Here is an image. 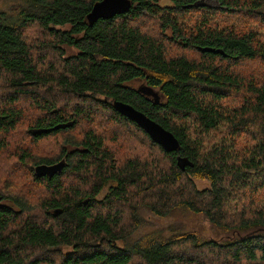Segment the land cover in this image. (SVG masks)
Wrapping results in <instances>:
<instances>
[{"label":"trees","instance_id":"obj_1","mask_svg":"<svg viewBox=\"0 0 264 264\" xmlns=\"http://www.w3.org/2000/svg\"><path fill=\"white\" fill-rule=\"evenodd\" d=\"M99 1L26 0L17 23L0 11V157L24 118L32 143L62 137L53 156L18 150V162L49 197L35 206L20 193L0 192V264H264V232L259 233L264 231V83L240 74L242 66L264 63V39L254 30L214 28L208 21L211 12L263 13L264 0H217L213 9L201 0H169L171 6L131 0L127 14L90 26L87 17ZM193 10L205 12L203 22L184 28L179 15ZM30 29L44 32L36 37L40 40H29ZM168 41L182 53L172 55ZM137 82L143 86H134ZM236 92L249 97L240 108L229 109L223 103ZM21 102L38 114L30 118ZM116 102L132 105L173 133L179 149L165 151L117 112ZM94 106L110 114L112 132L139 131L167 164L152 159L117 164L109 145L117 132L106 138L84 127L77 139L75 131L95 121ZM68 123L72 126L61 128ZM221 131L228 136L216 141ZM239 136L254 140L241 157L233 153ZM63 160L61 174H35L37 166ZM186 162L191 165L183 170ZM195 180L209 181L210 188L197 189ZM242 188L247 189L241 193ZM239 200H249L248 209L229 215V206ZM141 203L172 220L202 214L214 228L233 232V239L219 244L174 225L168 235L135 237Z\"/></svg>","mask_w":264,"mask_h":264},{"label":"rangeland","instance_id":"obj_2","mask_svg":"<svg viewBox=\"0 0 264 264\" xmlns=\"http://www.w3.org/2000/svg\"><path fill=\"white\" fill-rule=\"evenodd\" d=\"M25 1L26 0H0V11L8 13L9 20H11L13 23H17L19 21L18 10ZM201 2L203 3V5H207L212 9L213 7L216 8L219 6V2H217V0H201ZM161 4L169 6L172 5L171 1L169 0H162ZM257 13H260V15L256 16ZM204 15L206 14L203 10H193L191 12L179 15V21L180 23H182L181 25H183L184 28L189 26L194 29L199 27V25L203 22ZM206 17L208 18V16ZM209 17L210 18L208 19V21L210 25H212V27L214 28H224L226 27V25H229L238 32L254 30L258 32L264 39V12L262 13L260 11H257L254 14L246 12H234L233 14L211 12L209 13ZM183 21L185 22V24H183ZM151 26L154 27L155 25L151 24ZM68 28L69 26L61 27V29ZM42 32L40 30L30 29L28 31L29 35H27L26 33L25 35L29 37V40L31 42H36L40 40L36 37L41 35ZM164 35L165 37L170 39L171 31L166 29ZM168 45L170 46L172 55H178L183 51L180 46L175 45L174 47H172L169 41ZM53 61L57 63L60 62L56 60ZM242 67L244 69L243 72H241L240 74L249 78H254V82L264 83V63H262L261 61H256ZM134 86L138 88L143 85H141L140 82H137L134 83ZM247 95L248 94L245 92H236L232 94V96H230V98L226 100L223 105H227L229 109L240 108L242 106L241 103L243 102L244 97H247ZM52 96L58 98L57 94ZM0 98L2 99V96H0ZM59 100L62 99L60 98ZM21 107L22 109H26L27 115L30 118L35 117L38 114V112L34 110L33 105H28L27 102H21ZM94 108L97 109L95 121L92 124H84L79 127L74 133L77 139L82 138L81 130L84 129V127L92 128L95 132L101 133L103 137L106 138H108V136L113 138L115 136V132H117V140H115V142H109V145L113 149H115V158L117 159V164H123L126 162V160L129 159H138L145 163H151L152 160H156L155 162H157L158 164H167L166 157L163 155V153H157V149L153 147V145H151L149 141H145L139 131L135 130L131 131L130 133L124 134V131L121 130L122 134L120 135L118 134V131L112 132L111 129L113 128L114 124L112 123V121L109 120L110 114L102 112L99 108H96L95 106ZM25 120L26 119L24 118L15 133L9 135V146L4 152V155L0 157V192L2 194L20 193L21 195L29 198L35 206H39L44 199H47L49 197V192L45 189L43 185L37 184L33 181L34 179L31 172L27 170L26 167L20 165V163L18 162V157L16 155H18V150L20 148L28 149L29 151L31 150L34 156H53L59 154L61 149L60 142L62 141V137L53 138L49 141H44L40 144H34L32 143V141L29 140V137L27 136L26 132L27 127L29 126V121ZM226 136H228L227 132L221 131L216 136L215 140L222 141L224 140V138H226ZM126 137H129L130 140H126ZM236 143H238L236 144V146L232 145L234 148L233 153L241 157L247 154V151L249 147L254 143V140L249 136H247L246 138L239 136L236 137ZM124 147L127 148H125L124 150ZM204 151L205 153H207L210 151V149L204 147ZM152 152H154V155H152ZM195 184L197 189L199 190L210 188V182L206 180H195ZM246 189L247 188H242L241 193L244 192ZM106 193L107 188L103 190L100 197H104ZM246 193L249 194V190H247ZM148 200L149 199H145V201ZM141 205L142 203L137 206V215L138 218L141 220V227L139 231L135 234V237H141L148 233H154L159 231L163 232L164 235H168V227L174 225L176 226V228L181 229V232L195 231L198 236L203 237L207 240H213L219 244H225L227 240L231 241L233 239V232H225L223 230H218L214 228L212 224L202 214L196 215L192 213L189 217L181 218L180 220H172L170 219L171 217L161 218L151 213L147 208L141 207ZM249 205V200H239V203L229 206V215L230 213L233 215H237L239 211L243 212L245 209H248ZM35 215L37 217L44 218L43 213L37 212ZM232 217L239 218L241 217V215ZM256 229L258 228L246 230L243 231V233H251L254 232ZM262 232L264 231H261L259 233ZM248 235H255V233ZM118 245L123 247L122 242L118 243ZM64 250H69V248H65ZM49 252H51L49 256H52L55 258V260L57 259L56 261H59V255H56V252H53V250H49ZM189 254V256H198L199 258H201L200 255H196L197 253ZM39 255L40 254H38L37 256ZM41 255H43V253H41ZM208 255V253H205V258L209 259L212 263L217 262V258L213 257L212 253L210 256ZM202 256H204V254Z\"/></svg>","mask_w":264,"mask_h":264},{"label":"water","instance_id":"obj_3","mask_svg":"<svg viewBox=\"0 0 264 264\" xmlns=\"http://www.w3.org/2000/svg\"><path fill=\"white\" fill-rule=\"evenodd\" d=\"M192 6H197V4ZM131 8V0H101L94 4L87 18L90 26H93L99 20H109L116 16L127 14ZM203 51L212 50L204 49ZM114 108L117 112L135 122L146 131L151 139L158 145L162 146L165 151L173 152L179 149V141L173 133L163 128L154 120L148 118L143 112L137 110L132 105L123 102H116ZM70 126H72V124L68 123L65 126H61V128L64 129ZM186 164L191 165L189 162H186L182 165L183 170L185 169ZM65 167L66 162L64 160L53 165H39L35 168V174L40 178H52L57 174H61Z\"/></svg>","mask_w":264,"mask_h":264}]
</instances>
